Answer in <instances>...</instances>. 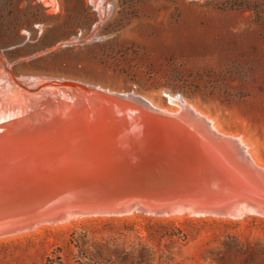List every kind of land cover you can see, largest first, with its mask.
<instances>
[{
  "label": "rangeland",
  "instance_id": "1",
  "mask_svg": "<svg viewBox=\"0 0 264 264\" xmlns=\"http://www.w3.org/2000/svg\"><path fill=\"white\" fill-rule=\"evenodd\" d=\"M98 1L108 8L103 19L88 0H0L2 98L33 105L64 89L65 100L101 103L111 91L168 107L181 95L250 143L264 167V0ZM119 102L62 112L58 127L0 129V204L27 198L33 206L44 190L57 196L48 215L0 230L9 234L0 238V264H264L263 216L154 214L129 208L134 202L73 207L68 190L89 178L75 164L96 174L110 169L94 166L90 153L110 156L108 144L148 114ZM78 189L86 203L107 193L91 189L88 199L89 190ZM184 195L160 204L172 207Z\"/></svg>",
  "mask_w": 264,
  "mask_h": 264
},
{
  "label": "water",
  "instance_id": "2",
  "mask_svg": "<svg viewBox=\"0 0 264 264\" xmlns=\"http://www.w3.org/2000/svg\"><path fill=\"white\" fill-rule=\"evenodd\" d=\"M149 117L153 119V124L160 129L161 133L186 134L190 140L187 146L189 149L187 147L184 149L172 146L173 148L170 147L168 152L163 155L154 154L148 159L149 161L144 160L140 161L142 163L137 164L134 162L130 164L134 168L128 170L120 169L129 165L125 160V156L122 158L117 154L121 150L111 152L112 156L103 155V157H99L98 152L90 153L89 162H94V166L96 164H108L110 169H105L101 174H96V172H93L94 170H87L83 166L86 162L75 164L80 171H87L89 178L86 177L88 182L85 183L79 181L84 187L77 184L68 190V193L71 192L70 194L75 200L73 207L116 210L132 202L157 205L161 199H168L172 196L178 197L187 190L191 192L188 194L197 193L198 196L205 194V197L212 201L213 199L229 203L246 201L250 204L264 206V170L250 164L249 158L237 144V141L232 138L227 139V143L220 146L223 147L221 152H218L198 134L197 130L187 125V122H182L178 118H172V116L165 114L156 115L155 113L149 115ZM123 154L121 153V155ZM165 167L180 171H190L192 168H196L200 175L208 173L209 176H204L205 179H201L202 181H193L192 184H188L189 189L185 188L181 192L182 188L178 185L176 178L171 177L170 180L172 181H170L163 175H159L161 169ZM213 167L220 168L222 171L218 172ZM195 177H198L196 173ZM217 181L225 184L226 188L223 187L225 190L219 192L211 188L210 185ZM78 187L89 190V193L84 191L88 199L92 194L91 189H105L107 193L96 200L91 198L94 201L86 203V200L81 201L80 197L85 195H80L79 189L77 190ZM35 191L37 192V190ZM53 193V190H44L42 193L37 192V195H35L37 197L34 198L36 202L33 206L27 205L29 203L27 198L10 205L0 204V230L15 228L33 218L48 215V211L52 210V206L57 203V199H55L57 196H54Z\"/></svg>",
  "mask_w": 264,
  "mask_h": 264
},
{
  "label": "bare ground",
  "instance_id": "3",
  "mask_svg": "<svg viewBox=\"0 0 264 264\" xmlns=\"http://www.w3.org/2000/svg\"><path fill=\"white\" fill-rule=\"evenodd\" d=\"M101 14V19L108 14V8L104 11L101 10V5L98 0H88ZM109 0H105L104 4H108ZM105 5V6H106ZM104 12V13H103ZM96 31L99 27H95ZM94 28V29H95ZM95 32V31H94ZM63 88V87H62ZM100 90V89H99ZM77 91V90H76ZM87 91V90H86ZM103 91V90H102ZM101 90L94 93H103ZM106 91V90H105ZM88 92V91H87ZM66 91L64 89H57L53 94L47 95L43 94L42 98L36 101L33 105L29 102L16 100L13 102H6L4 98L0 95V129L2 130H10V131H18L21 129H32L33 127H38L39 125H56L58 127V123L61 120V113L66 112V114L70 113H86L89 110H93V108H100L103 106L102 102H106L109 100L114 101V103L118 102V104H125V102L119 101H128L131 104L144 107V109L148 110V114H144L141 112L137 116H135V121L137 123L136 127L130 131L127 135H123V138H119L113 140L108 146L111 151L121 150L117 154L124 158L129 163V165L120 169H133L132 165L134 162L142 163L140 161H144L150 159L154 154L163 155L168 152L170 147L175 146V148H186L188 146V141L186 134H176L173 133H161L160 129L155 127L153 124V119L149 117L151 114L156 115H168L172 116V118H178L180 121L187 122L190 127H193L197 130L198 134L205 139V141L213 146L216 151H220L223 149L222 144H226V140L232 138L237 141V144L244 150L246 156L249 158L250 164L253 166H258L262 170V167L259 158L256 156V153L251 148L250 143L246 142L241 137L231 136L229 132H227L220 123L207 115L206 113L199 110L194 105L190 104L183 96L178 95L175 97H170L172 104L168 107L165 105H161L155 103L151 97H142L137 94H123V93H112L111 91H107L110 96L114 95L118 96L120 99H115L110 97L107 99H103L101 103L97 102L98 100L83 99L78 96V98H69V100H65L67 97ZM80 93V92H79ZM82 93V92H81ZM80 93V94H81ZM107 94L106 92H104ZM125 93V92H124ZM79 94V95H80ZM86 94V93H85ZM93 94V93H92ZM103 95V94H102ZM74 96V95H73ZM75 96H77L75 94ZM93 96V95H92ZM96 98V97H95ZM100 101V100H99ZM55 108L57 111L55 115ZM91 108V109H90ZM137 108V107H136ZM129 109V107H128ZM65 110V111H63ZM130 112V111H129ZM143 114V115H142ZM77 115V114H76ZM86 115V114H85ZM73 118V116H72ZM93 118V117H92ZM182 118V119H181ZM57 119V120H56ZM79 119V117H78ZM73 120V119H72ZM75 121V120H74ZM155 121V120H154ZM62 122V121H61ZM60 122V123H61ZM156 122V121H155ZM59 123V124H60ZM126 125V124H125ZM36 127V128H37ZM127 129V128H126ZM114 137V136H113ZM103 150L105 145H99ZM108 148V150H109ZM173 148V147H172ZM188 148V147H187ZM189 149V148H188ZM107 150V151H108ZM109 152V151H108ZM116 152V151H115ZM121 153H124L121 155ZM214 170L220 172L222 169H218L217 167ZM241 169V168H240ZM238 169L240 172L242 170ZM195 173L198 177H195ZM215 173V172H214ZM158 174V172H157ZM159 175H163L166 179L170 180L173 177L178 181V185L182 188L180 191L183 192L185 188L189 189L188 184H192L193 181H200L201 179H205L209 174L206 173L200 175L199 171L196 168H192L190 171H180V170H172L169 167H165L161 169ZM219 175V174H217ZM157 176V175H156ZM205 176V177H204ZM172 181V180H170ZM202 181V180H201ZM186 189V190H187ZM191 193L187 190L184 194L185 199L178 201L172 207H165L171 200H169L168 204L166 202H161L164 205H147L142 203H133L129 208H135L138 211H145L148 213L154 214H195L199 216H219V217H228V218H236L241 217L247 214H255L264 217V206L258 204H250L248 202L245 203H229V202H221L219 200L213 201L207 197L205 194H201L198 196ZM194 195V196H192ZM166 204V205H165ZM9 234H0V238H4V236Z\"/></svg>",
  "mask_w": 264,
  "mask_h": 264
}]
</instances>
